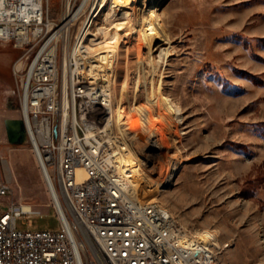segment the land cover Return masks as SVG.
<instances>
[{"label": "rangeland", "instance_id": "374dc122", "mask_svg": "<svg viewBox=\"0 0 264 264\" xmlns=\"http://www.w3.org/2000/svg\"><path fill=\"white\" fill-rule=\"evenodd\" d=\"M67 1L51 0V18L60 21ZM82 1L73 0L72 10ZM90 7L72 23L68 51ZM101 12L94 29L122 17L111 0ZM143 19L158 48L147 54L150 68L138 85L156 119L167 112L166 127L158 126L170 147L163 161L153 156L149 170L154 180L173 177L156 201L188 231L215 230L214 249L229 244L219 264H264V0H166ZM104 41L101 34L91 51L104 52ZM4 54L11 61L0 63V180L11 193L0 196V214L12 203L26 204L35 215L19 219L18 229L57 231L53 197L24 124L20 143L10 142L7 132L8 121H22V74L14 69L28 62L22 50L0 43ZM172 103L182 110L181 125ZM172 159L180 163L176 172Z\"/></svg>", "mask_w": 264, "mask_h": 264}, {"label": "built area", "instance_id": "2783aa9c", "mask_svg": "<svg viewBox=\"0 0 264 264\" xmlns=\"http://www.w3.org/2000/svg\"><path fill=\"white\" fill-rule=\"evenodd\" d=\"M50 2L0 0V43L22 50L28 62L14 69L22 74V121L60 229H18L19 219L35 213L12 203L0 214V264H213L153 200L135 196L120 161L128 145L109 118L110 94L81 74L84 61L74 53L65 76V42L57 34L73 19L51 18ZM10 193L0 180V196Z\"/></svg>", "mask_w": 264, "mask_h": 264}, {"label": "bare ground", "instance_id": "6f19581e", "mask_svg": "<svg viewBox=\"0 0 264 264\" xmlns=\"http://www.w3.org/2000/svg\"><path fill=\"white\" fill-rule=\"evenodd\" d=\"M72 1H67L65 21L68 20V17H72V21L75 22L89 5L91 10L85 24L78 32L71 50L68 51V39L72 26L69 24L71 23L67 24L57 34L59 39L65 42L63 57L65 76L69 70L70 53H74L73 57L80 58L78 62H81L82 57L85 66L81 74H88L95 84L101 82L110 94L109 118L112 120L115 132L120 135V140L128 145V153L122 154L120 161L126 168L129 167L128 173H125L131 178L130 183L133 186L135 196L146 201L153 200L156 209L163 212L168 220L175 224L178 231L187 232L188 236L197 243V246L203 247L204 251L208 252L209 257L213 259V264H219L221 251L228 249L229 244H224L221 251H216L214 243L218 239V234L215 230H201L194 233L181 226L170 211L157 202L162 195V190L172 181L171 173L165 179L156 178L154 180L155 175L149 170L153 156L162 160L166 157L165 150L170 147L166 132H163L158 126L161 124L164 128L166 127L167 112L163 111L159 116L161 119H156L151 107L142 100L143 85H138L139 76L145 75L146 69L150 68L147 54L156 51L158 48L155 36L143 19V13L153 12L166 0H111L112 11L122 12L120 21L109 28L104 23L103 26L97 25L95 29V20L102 13L101 10L106 6L107 0H83L75 10L71 8ZM140 28H142V32ZM101 34L104 36L107 49L104 52L100 50L92 52L91 49L99 43ZM9 57L10 55L5 54L0 56V63L8 65L11 61V57ZM79 69L81 70L80 67ZM153 72H156V68L150 72L151 75L156 76V73ZM172 104L176 110L177 118H179L177 121L179 125L182 122L183 113L180 106L175 105V103ZM176 148L179 150L178 147ZM179 167L180 163L172 159L170 163L171 172L178 171ZM6 169L8 172V165H6ZM44 178L46 180L45 175ZM24 206L27 211L35 212L28 209L26 204Z\"/></svg>", "mask_w": 264, "mask_h": 264}, {"label": "water", "instance_id": "95a60500", "mask_svg": "<svg viewBox=\"0 0 264 264\" xmlns=\"http://www.w3.org/2000/svg\"><path fill=\"white\" fill-rule=\"evenodd\" d=\"M7 132L10 142L12 143L22 142L24 136L23 121L20 120L8 121Z\"/></svg>", "mask_w": 264, "mask_h": 264}]
</instances>
